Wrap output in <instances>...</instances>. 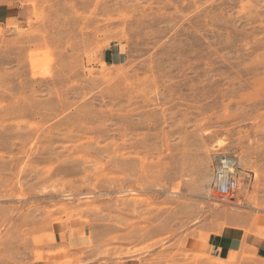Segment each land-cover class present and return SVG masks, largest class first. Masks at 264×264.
<instances>
[{
	"label": "rangeland",
	"instance_id": "1",
	"mask_svg": "<svg viewBox=\"0 0 264 264\" xmlns=\"http://www.w3.org/2000/svg\"><path fill=\"white\" fill-rule=\"evenodd\" d=\"M0 6V264H258L212 246L264 241V0Z\"/></svg>",
	"mask_w": 264,
	"mask_h": 264
},
{
	"label": "crops",
	"instance_id": "2",
	"mask_svg": "<svg viewBox=\"0 0 264 264\" xmlns=\"http://www.w3.org/2000/svg\"><path fill=\"white\" fill-rule=\"evenodd\" d=\"M10 9L8 7L0 6V26L5 25L11 16ZM83 230L80 226L75 225L72 228H62L55 230L50 237V245L46 246L45 250L48 248L51 250L60 249L61 247H76L80 244L78 241L83 235ZM245 245L247 242L251 243L253 248L256 249L257 255L261 260L258 261V264H264V241L258 238L253 237H244L242 233L236 230H227L223 233L219 238L216 239L214 245L212 246V250H216L219 255L224 250H231L234 247H237L240 242ZM66 257L65 252L59 251L58 253L53 254L52 256L47 257L46 261H43V264H55L58 262H62ZM49 259H51L49 261Z\"/></svg>",
	"mask_w": 264,
	"mask_h": 264
},
{
	"label": "built area",
	"instance_id": "3",
	"mask_svg": "<svg viewBox=\"0 0 264 264\" xmlns=\"http://www.w3.org/2000/svg\"><path fill=\"white\" fill-rule=\"evenodd\" d=\"M218 169L215 174L214 190L221 200H233L238 190V178L234 172Z\"/></svg>",
	"mask_w": 264,
	"mask_h": 264
},
{
	"label": "bare ground",
	"instance_id": "4",
	"mask_svg": "<svg viewBox=\"0 0 264 264\" xmlns=\"http://www.w3.org/2000/svg\"><path fill=\"white\" fill-rule=\"evenodd\" d=\"M220 160H219V170L220 169H223V168H226L225 170H226V172H234V167L236 166H238V163H237V161H236V159H235V157L234 156H226V157H221V158H219Z\"/></svg>",
	"mask_w": 264,
	"mask_h": 264
}]
</instances>
